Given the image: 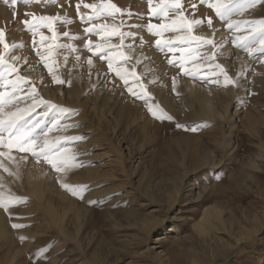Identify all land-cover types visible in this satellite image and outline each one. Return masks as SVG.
<instances>
[{
    "label": "rangeland",
    "instance_id": "1",
    "mask_svg": "<svg viewBox=\"0 0 264 264\" xmlns=\"http://www.w3.org/2000/svg\"><path fill=\"white\" fill-rule=\"evenodd\" d=\"M109 2L121 9L115 21L119 25L121 18L124 19L125 26L120 31L137 32L136 41L127 38L125 47L120 49L132 56L128 63L120 66L136 73L135 77L128 76V86L136 90L143 86L148 103L171 115L173 121L155 120L147 112L144 101L133 103L127 87H123V81L118 77L114 89L111 82L114 71H109L106 61L98 60L84 47L88 39L94 45L102 41L101 36L95 33L88 36L84 32L85 27L91 25L86 20L81 21L80 15H91L93 10L83 8V4ZM209 2L215 0H205L204 3L201 0H181L185 19L200 21L193 26L191 34L212 39L215 47L195 41L190 45L174 41L175 51L165 48L161 52L156 47V40L184 35L187 29L178 33L165 31L159 37L150 34L147 31L149 22L170 23L175 17L171 13L168 19L152 17L149 0H83L82 3L81 0H31L27 4L24 0H17L14 6L0 0V28H5V42L10 45L7 52L0 45V53L9 63L12 56L22 58L18 69L26 82L19 95L24 96L28 87H35L41 98L69 110L56 118L61 125L74 126L59 132L54 130L49 134L50 138L68 135L83 139L64 144L77 160L76 167L65 173H56L45 161L37 160L30 153L0 147V151L9 153L0 156V200L10 209L5 212L0 205V264H159L152 256L139 254L144 250L140 242L142 226L151 221L162 223V233L158 236L152 234V239L160 238L157 251H164L170 264H191L194 258L205 259V264L208 258L214 257L222 264H264V80L257 76L260 71L264 73V53L253 51L249 54L233 44L235 36L249 35L243 30L251 25L242 24L240 32L229 29L226 21L221 20L214 9L208 8ZM77 3H81L80 14L77 13ZM151 3L158 5L161 0H151ZM14 10L17 12L15 23ZM29 12L37 17L60 16L55 23L58 34L55 42L50 39L52 33L46 28L39 29L49 38L43 45L39 42V34L33 36L25 28L23 20L32 19L26 16ZM259 19H264V6L260 0L254 8L249 7L243 13L235 12L231 16L233 22ZM95 23L110 24L111 20L101 18ZM65 31L69 32L68 37L63 36ZM217 32L221 34L217 35ZM106 39L119 43L118 36ZM52 43L64 45L54 48L48 58L49 63L55 61L54 70L64 84L52 80L44 61L36 54L37 50L43 52ZM133 43L134 48L129 49L127 45ZM255 45L252 43L250 47H259L258 38ZM180 48L197 50L196 62L190 58L184 61L188 69H192L195 63L200 64L197 78L185 75L179 67L181 57H188V52H181ZM197 52L193 54L197 55ZM201 56L205 59L200 60ZM89 58L93 60L91 66L87 64ZM169 60L173 64L170 65ZM216 63L221 64L237 83L224 85L223 76L219 84L200 78L210 75V69ZM187 81L198 88L196 92L204 91L212 97L218 107L222 103H233V107L238 108L235 121L239 127L236 129L227 120L221 122L209 117L197 93L192 94L185 88ZM3 90V81L0 80V91ZM43 110L38 109L36 115ZM51 123L50 113L37 132L46 130ZM176 123L185 127L176 128ZM192 128L197 131H191ZM4 135L7 138V134ZM90 135L95 137L94 143L88 140ZM215 158L222 161L220 167L211 166ZM208 162L210 165L202 166ZM38 163L44 166L46 180L51 185L42 200L25 189L22 175L16 172ZM92 167L97 170V176L86 180L84 171ZM104 173L110 174V178H103ZM184 176L192 180L193 186L184 188L177 195L176 190ZM62 182L86 185L84 199L72 197L60 186ZM60 191L66 192L75 203V210H71L68 220L64 221L65 232L58 222L51 221L50 214L48 216L43 208L52 198L48 203H53L57 213L62 208L63 211L67 201L59 197ZM172 199L174 203H171ZM31 201L40 204L37 203L38 209L30 208ZM209 206L221 211L220 216L231 227V235L219 229L221 232L210 233L218 241L204 236L200 238L194 224L203 209ZM76 210H81V217ZM13 223L23 227L13 229ZM21 235L26 237L24 242L19 240ZM152 239L149 241L151 245ZM235 239L240 244L237 251H234Z\"/></svg>",
    "mask_w": 264,
    "mask_h": 264
},
{
    "label": "snow or ice",
    "instance_id": "2",
    "mask_svg": "<svg viewBox=\"0 0 264 264\" xmlns=\"http://www.w3.org/2000/svg\"><path fill=\"white\" fill-rule=\"evenodd\" d=\"M11 3V5H16L17 0H4L5 4ZM31 0H24V3H30ZM83 0H81V3ZM205 0H201V3H204ZM81 3L76 4L77 13L80 14ZM257 0H215V2H209L208 8L214 9L216 15L221 19L227 22V27L229 29H234L236 32L242 31L241 25L248 24L251 25L249 35H237L233 39L232 43L236 44L238 47H242L251 54L253 51L264 53V19L253 20V21H239L233 22L231 16L235 12L243 13L249 7H255ZM262 6H264V0H260ZM149 12L152 17H157L161 19H168L169 14L175 18H171L170 23H158L153 24L149 22L147 24V31L154 36H162L165 31H171L173 33L180 32L183 28L187 29V33L184 35H174L167 40L161 41L156 40V47L160 49L161 52L167 48L169 51H175L176 48L173 46L174 41H179L182 44H191L195 41L197 44H208L215 47V42L212 39H206L203 36H193L191 34L192 28L195 25L200 24L199 20H186L184 7L181 4V0H170V2H164L161 0V4L153 5L151 0L148 3ZM195 8V5L192 6ZM83 8L92 9L93 12L91 15H80L81 21H87L91 27H85L84 32L86 35L91 36L93 33L101 36V43L93 44L91 39L87 40V43L84 47L92 53V56H95L100 61H106L107 68L109 71H114L115 75L111 77V82L113 83V88L115 89L117 85L115 84L116 78L118 77L123 81V87H127L128 92L131 95L132 102L135 103L137 100L144 101L146 105V110L151 116L158 121H173V117L164 112L161 108L154 107L152 104L148 103L147 93L143 91V86L141 90H136L132 87H129L128 76H136L135 71H129L120 65L122 63H128L132 56L126 55L124 51L120 49L125 47L124 41L127 38H131L133 42L137 39V32L135 31H120L121 28L125 26V21L121 18L120 24L115 23L117 14L121 12V9L117 7L115 3H106V4H95V3H84ZM14 18L17 17V12L14 10L12 12ZM26 16H31L32 19L29 20L25 18L23 20V25L26 29L30 30L33 36L39 34L40 44H45L46 40L49 38L46 37L42 32L39 31L41 27L46 28L52 33L50 39L55 42L58 38L57 30L55 28V23L60 20L58 15H49V16H35L33 13H27ZM101 18L105 20H111V23H95V21L100 20ZM208 24H212V20H208ZM135 27V25H131ZM64 37L69 36V32H63ZM111 36H118L119 43H111L106 38ZM249 36L252 39H249ZM6 30L5 28H0V45L3 46L4 52H7L10 45L5 42ZM259 40V47L252 48L250 44L255 43L256 39ZM142 39V38H141ZM35 43V42H34ZM135 44H129L127 47L129 49L134 48ZM15 47V45H13ZM56 47H64V45H57L55 43L48 44L43 52L37 50V55L41 57L44 61V66L48 69V72L51 74L52 80L56 84H64L65 81L61 79L55 72L52 63L48 62V58L52 56L53 50ZM68 47H72L69 45ZM76 49L73 48V51ZM181 52H188V57H181V62L179 67L184 70V74L197 78V74L200 71V64L195 63V66L192 69L185 67V60L190 58L193 62L197 61L198 52L196 49H185L180 48ZM197 52V55L193 53ZM11 63L5 59V55L0 53V80L3 81L4 90L0 91V147L7 148L9 150L15 148L17 151L24 153H30L32 157L37 160H43L56 173H65L70 168L76 167L77 160L76 155L71 152V150L64 146L68 141H78L81 140V136H68V135H55L54 138H50L49 134L53 131L66 130L67 127H73L74 125L64 126L60 124V120L57 119V115L63 116V114L69 112L67 108L59 107L55 103H51L48 100H45L39 96L37 89L31 87L27 90L26 95L21 96L19 93L23 90L22 84L26 82V78L19 74L18 64L22 59L19 56H12ZM68 57H65L67 61ZM200 60H204L205 57H199ZM207 59H212V57H207ZM76 60L79 61L80 57L77 56ZM119 61L120 63H117ZM168 63L173 64L172 60H169ZM87 64L91 66L93 64L92 58L87 60ZM264 64V61H262ZM219 70L218 72L216 70ZM15 74L14 78H11ZM223 76L224 85H233L237 81L229 76L228 72L225 70L221 64L216 63L214 68L210 69V75H205L202 78L203 80L219 84L221 82L220 77ZM23 103L25 106L21 107L20 104ZM43 108L44 110L36 115L37 110ZM14 109V110H13ZM52 114V123L50 127H47L46 130H41L37 132V129H41V126L46 123V118L49 117V114ZM176 128H184V125L179 123L175 124ZM191 131H197L196 128L190 129ZM7 134V138L4 134ZM8 152L0 151V156H7ZM83 166L82 164L80 165ZM65 191H67L72 197L84 199V193L87 190L86 185L81 184H72L68 182H62L60 185ZM89 204H94L95 201H87ZM0 205L3 206L5 212H9L10 209L8 204L0 200ZM23 225L19 223L11 224L13 229H21ZM26 239L25 236L21 235L19 240L24 242Z\"/></svg>",
    "mask_w": 264,
    "mask_h": 264
},
{
    "label": "bare ground",
    "instance_id": "3",
    "mask_svg": "<svg viewBox=\"0 0 264 264\" xmlns=\"http://www.w3.org/2000/svg\"><path fill=\"white\" fill-rule=\"evenodd\" d=\"M257 11V10H256ZM254 13V12H253ZM238 16V15H237ZM251 16V15H250ZM235 21V20H234ZM227 23V22H226ZM250 27L243 30V33H248ZM232 32V31H231ZM214 34V33H213ZM217 35L221 34L220 33H216ZM215 36V35H214ZM223 36V34H222ZM219 38L221 36H218ZM226 37V36H225ZM218 39V38H216ZM223 39V37H222ZM219 41V40H218ZM231 45V44H230ZM254 46L255 43H253ZM224 47V46H223ZM258 47V46H257ZM255 48V47H254ZM242 65V64H241ZM157 68V66H155ZM154 67V68H155ZM259 69L261 70L262 66L259 65L258 66ZM261 67V68H260ZM254 73V72H253ZM260 75H257L259 77L262 78V80H264V73L262 71H260L259 73ZM264 82V81H263ZM185 88L187 90H189L192 94H195L197 93V96H198V100L200 102H202L205 106V109L207 111V113L209 114V117L213 118V120H220L221 122H229L233 128L235 127L236 129L239 127L238 126V122L235 121V117H236V114L238 112V108L235 106L233 107V103H222L219 107H218V104L214 103L212 97H209L208 95L205 94V92H196V91H199L198 88L191 82V81H187L185 83ZM29 89V87H28ZM21 107L25 106L23 103L20 104ZM232 108L234 109L233 112L232 111ZM14 110V109H13ZM206 114V113H205ZM237 125V126H236ZM232 129V128H231ZM80 130V129H79ZM84 131V130H83ZM81 135V134H80ZM234 135V134H233ZM85 137V136H83ZM89 137V135H88ZM91 137V135H90ZM95 137H91L90 139H88L90 142L94 143L95 142ZM87 139V138H86ZM83 140V139H82ZM81 140V141H82ZM231 142V141H230ZM85 143V142H84ZM86 146V145H85ZM95 146V145H94ZM87 147L90 148V146L88 145ZM93 147V146H92ZM97 147V146H96ZM264 147V146H263ZM79 148V147H78ZM98 148V147H97ZM262 148V146L260 147ZM232 149V148H231ZM95 150V148H94ZM82 151V150H81ZM80 151V152H81ZM83 152V151H82ZM106 153V152H105ZM83 154V153H82ZM80 154V155H82ZM261 154V153H260ZM87 155V154H85ZM84 155V156H85ZM96 155V154H95ZM94 155V157H96ZM88 157V156H87ZM98 157V156H97ZM101 157V155L99 154V158ZM80 158V157H78ZM40 163V162H39ZM34 164L32 166V168H28V169H22V168H19L18 166H16L18 169V171H16L17 173H19L20 175H22L23 177V185L26 187L25 189H27V191L32 194L34 197L40 199L44 194L47 193V190H49L51 188V185L47 182V178H46V174L44 173V166H42L41 164ZM201 164V163H200ZM222 164V161L220 159H213L212 162H211V166L212 167H217ZM205 165H210L209 162L208 163H204L202 166H205ZM201 167V166H199ZM88 168V167H87ZM96 169V168H95ZM17 170V169H16ZM97 171V170H96ZM94 170V168H90L85 172L84 174V178L86 180H89L90 178H93L95 176H97V172ZM104 172V171H103ZM100 173V172H99ZM98 173V175H100ZM16 174V173H15ZM102 175V174H101ZM18 176V175H17ZM82 177V176H81ZM103 177V175H102ZM72 178V177H71ZM103 178H110V174L108 173H104V177ZM190 186V188L193 186V182L192 180H189L188 177L184 176L183 179L180 181V186L177 188L176 190V194H180V191L182 192V190L186 187ZM190 190V189H189ZM46 192V193H45ZM127 193V192H126ZM48 194V193H47ZM59 197H62L63 200L65 199L67 201V206L65 208L64 206V210L62 211L61 209V212L60 210L58 211L59 213L56 212V210H54L55 208H53L52 204L53 203H48V201H50L52 198H50V200L47 201V204L44 205L46 206V210H45V207L43 206L44 208V211H47V215L50 214L51 216V221L52 219H54L56 222H58V225L59 227L61 228V230L64 229V222L66 220V218L69 216V212L71 210H73L75 208V203L73 202V198L71 199V197L69 198V195L66 194V192H59ZM176 195V196H177ZM45 196V195H44ZM175 196V197H176ZM200 196V194L197 195V198ZM174 197V198H175ZM31 199V198H30ZM49 199V198H48ZM42 200V198H41ZM40 201V200H39ZM26 202V201H25ZM32 202V205L30 204V208L32 206L33 209H38V205L36 202L33 203ZM42 202V201H41ZM46 203V202H45ZM171 203H174L173 199L171 201ZM26 204V203H25ZM39 204V203H38ZM42 205V204H41ZM40 206V204H39ZM172 206V204H171ZM170 206V207H171ZM25 207V206H24ZM55 207V206H54ZM31 208V209H32ZM41 208V207H40ZM84 208V207H83ZM59 209V208H58ZM29 210V209H28ZM75 210V209H74ZM77 214L79 215L81 210H76ZM220 210H218L217 208H214V207H205L201 213V217L198 221L195 222L194 224V227L196 228L200 238H202L203 236L212 240H217L218 239L215 237H211L210 236V233L212 234H216L217 231L220 229L222 231H224L225 233H228L230 234V230H231V227L228 226L225 221L222 219V217L220 216ZM81 215V214H80ZM79 215V216H80ZM49 216V215H48ZM75 216V215H74ZM81 217V216H80ZM78 218V217H77ZM76 218V219H77ZM176 219V218H175ZM48 220V219H47ZM68 220V219H67ZM66 220V221H67ZM197 220V219H196ZM186 221V220H185ZM159 223V222H158ZM162 223L160 224H157L155 222H146L143 226H142V230H143V233H142V238H140V242L141 244H143V248L144 250H142L139 254L140 255H143V256H152L154 261L158 262L159 264H170V261L168 259V257L166 256L165 252L164 251H157V246L158 245V242L160 241V238H155V239H152V234H154V236H158L159 234H161V225ZM159 227L158 229H155ZM219 230V231H220ZM65 232V230H63ZM218 231V232H219ZM221 232V231H220ZM231 235V234H230ZM214 236V235H213ZM229 236V235H228ZM218 237V236H217ZM245 238V237H244ZM150 239H152L154 242L153 245H151V243L149 242ZM205 239V238H204ZM221 239V238H220ZM240 240V239H239ZM222 241V239H221ZM214 242V241H212ZM220 242V241H219ZM240 244H239V241L238 239H235V242H234V251H237L238 248H239ZM215 258V257H214ZM209 259L207 260V263L205 262V264H222V261H218L216 258L215 259ZM205 260V259H204ZM204 260L202 259H197V258H194L192 263L191 264H204Z\"/></svg>",
    "mask_w": 264,
    "mask_h": 264
}]
</instances>
